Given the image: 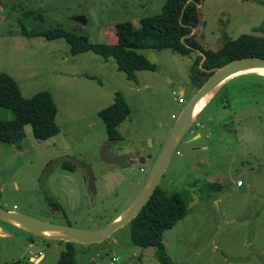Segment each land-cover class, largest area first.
<instances>
[{
	"label": "rangeland",
	"instance_id": "1",
	"mask_svg": "<svg viewBox=\"0 0 264 264\" xmlns=\"http://www.w3.org/2000/svg\"><path fill=\"white\" fill-rule=\"evenodd\" d=\"M262 1L202 0L196 39L216 51L226 38L264 35L255 31L264 25ZM165 3L0 0V73L14 77L26 98L51 92L60 127L56 136L39 140L27 124L18 143L0 141L1 206L91 230L127 211L196 92V52L140 48L157 69L138 71L136 82L113 57L73 55L64 38L21 31L61 27L91 42L115 43L119 23L138 27ZM79 15L85 23L74 19ZM220 89L178 144L159 184L167 194L181 193L189 206L164 234L174 264H264V78L238 76ZM117 91L130 114L118 126L120 138L109 140L99 111L113 104ZM14 118L11 109L0 107V120ZM71 243L77 264H160L154 247L134 244L130 224L101 242ZM67 248V241L0 219V264H58Z\"/></svg>",
	"mask_w": 264,
	"mask_h": 264
},
{
	"label": "trees",
	"instance_id": "2",
	"mask_svg": "<svg viewBox=\"0 0 264 264\" xmlns=\"http://www.w3.org/2000/svg\"><path fill=\"white\" fill-rule=\"evenodd\" d=\"M201 3L202 0H166L160 14L143 17L138 27L130 21L119 23L116 26L115 43L91 42L87 36L61 27L33 31L23 28L21 34L28 37L42 36L48 40L64 38L73 55L93 51L105 59L113 57L118 69L128 79L136 82L138 71L157 69L155 63L138 52L140 48L171 49L183 56L196 52L192 61L191 78L197 88L204 84L214 69L232 59L250 55L264 58V35L258 34H242L235 40L226 38L222 47L216 51L205 49L194 32L200 23ZM262 30L263 24L255 29L256 32ZM238 76L264 78V75L254 72ZM225 85L226 83L223 86ZM0 107L11 109L15 114L13 120H0V141L18 143L24 137V127L27 124L32 126L33 134L39 140H47L60 133L57 123L58 107L52 93L40 91L26 98L22 95L17 80L7 73H0ZM129 114L130 108L124 94L117 91L113 104L99 111L106 124L109 140L120 138L118 126ZM188 212L187 200L181 193L167 194L159 185L150 201L129 223L131 239L138 246L154 247L160 264H174L166 253L164 234ZM67 244L68 248L62 253L58 264H77L72 243Z\"/></svg>",
	"mask_w": 264,
	"mask_h": 264
},
{
	"label": "water",
	"instance_id": "3",
	"mask_svg": "<svg viewBox=\"0 0 264 264\" xmlns=\"http://www.w3.org/2000/svg\"><path fill=\"white\" fill-rule=\"evenodd\" d=\"M74 19L81 23L86 22L83 15L75 16ZM258 68H264V58L250 55L232 59L213 70L211 76L197 90L195 95L190 99L187 106L182 110L177 118V121L160 154L158 155L142 190L139 192L127 211L123 215L116 217L115 220L108 226L95 230L81 229L71 225L45 221L16 210H8L1 205L0 219L22 226L33 234L45 238H54L67 242H80L84 244L103 241L118 228L129 224L150 201L166 172L178 144L185 137L199 115V113L194 115V111L200 100L207 95L211 94L212 96L227 81L231 80V78L233 79L238 75L251 73L253 72L252 70Z\"/></svg>",
	"mask_w": 264,
	"mask_h": 264
},
{
	"label": "bare ground",
	"instance_id": "4",
	"mask_svg": "<svg viewBox=\"0 0 264 264\" xmlns=\"http://www.w3.org/2000/svg\"><path fill=\"white\" fill-rule=\"evenodd\" d=\"M252 71L264 75V68H258V69H254ZM210 98H211V94L205 96L204 98H202L200 100V102L196 106V109L194 111V115H197L198 113L201 112V110L205 107L206 103L209 101Z\"/></svg>",
	"mask_w": 264,
	"mask_h": 264
},
{
	"label": "crops",
	"instance_id": "5",
	"mask_svg": "<svg viewBox=\"0 0 264 264\" xmlns=\"http://www.w3.org/2000/svg\"><path fill=\"white\" fill-rule=\"evenodd\" d=\"M227 82H228V81H227ZM227 82H226V83H227ZM198 89H199V88H197V89H196V92H197V90H198ZM182 90H183V89H182ZM183 91H184V90H183ZM196 92H195V93H196ZM195 93H194V95H195ZM214 94H216V93H214ZM214 94L211 96V98L209 99V101L207 102V104L205 105V107L203 108V111H204V110L207 108V106H209V104H210V103H211V101L213 100ZM194 95H193V96H194ZM203 111H202V112H203ZM177 117H178V116H177ZM176 119H177V118H176ZM200 136H201V134H200V133H198V134H197V135H195L194 137H196V138H197V137H200ZM142 161H143V163H145L146 159H145V158H143V160H142ZM117 217H118V216H117Z\"/></svg>",
	"mask_w": 264,
	"mask_h": 264
},
{
	"label": "built area",
	"instance_id": "6",
	"mask_svg": "<svg viewBox=\"0 0 264 264\" xmlns=\"http://www.w3.org/2000/svg\"><path fill=\"white\" fill-rule=\"evenodd\" d=\"M179 101H180V102H183V98H179Z\"/></svg>",
	"mask_w": 264,
	"mask_h": 264
}]
</instances>
